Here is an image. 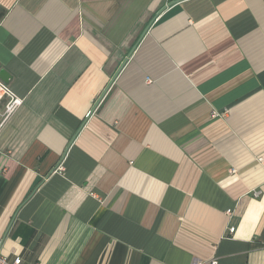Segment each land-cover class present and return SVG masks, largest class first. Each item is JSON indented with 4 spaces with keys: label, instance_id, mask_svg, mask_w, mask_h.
<instances>
[{
    "label": "crops",
    "instance_id": "0c3cea01",
    "mask_svg": "<svg viewBox=\"0 0 264 264\" xmlns=\"http://www.w3.org/2000/svg\"><path fill=\"white\" fill-rule=\"evenodd\" d=\"M0 78L8 260L264 264V0H0Z\"/></svg>",
    "mask_w": 264,
    "mask_h": 264
},
{
    "label": "built area",
    "instance_id": "2783aa9c",
    "mask_svg": "<svg viewBox=\"0 0 264 264\" xmlns=\"http://www.w3.org/2000/svg\"><path fill=\"white\" fill-rule=\"evenodd\" d=\"M21 103L22 100L14 95L8 84L0 78V132L6 121ZM0 264H21V258L16 257L13 260H8L6 256L0 253ZM204 264H217V260L213 259Z\"/></svg>",
    "mask_w": 264,
    "mask_h": 264
},
{
    "label": "water",
    "instance_id": "95a60500",
    "mask_svg": "<svg viewBox=\"0 0 264 264\" xmlns=\"http://www.w3.org/2000/svg\"><path fill=\"white\" fill-rule=\"evenodd\" d=\"M104 94V92L102 93V95Z\"/></svg>",
    "mask_w": 264,
    "mask_h": 264
}]
</instances>
